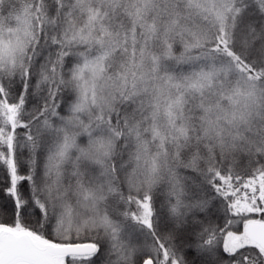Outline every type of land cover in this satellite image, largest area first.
Listing matches in <instances>:
<instances>
[{"label": "snow or ice", "instance_id": "6c2138e0", "mask_svg": "<svg viewBox=\"0 0 264 264\" xmlns=\"http://www.w3.org/2000/svg\"><path fill=\"white\" fill-rule=\"evenodd\" d=\"M0 264H264V0H0Z\"/></svg>", "mask_w": 264, "mask_h": 264}]
</instances>
